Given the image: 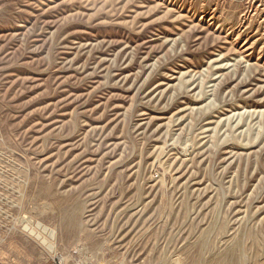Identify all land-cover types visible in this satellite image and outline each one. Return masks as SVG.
Segmentation results:
<instances>
[{
  "label": "rangeland",
  "instance_id": "374dc122",
  "mask_svg": "<svg viewBox=\"0 0 264 264\" xmlns=\"http://www.w3.org/2000/svg\"><path fill=\"white\" fill-rule=\"evenodd\" d=\"M236 245L264 264V0H0V264Z\"/></svg>",
  "mask_w": 264,
  "mask_h": 264
},
{
  "label": "bare ground",
  "instance_id": "6f19581e",
  "mask_svg": "<svg viewBox=\"0 0 264 264\" xmlns=\"http://www.w3.org/2000/svg\"><path fill=\"white\" fill-rule=\"evenodd\" d=\"M238 249H241V246L240 245H236L234 248H233V250L231 251L232 253H229V252H225V253H218L217 255H215V260L217 259L218 261H223V260H227L228 261V263H229V260H230V258H228L229 256H231V254H232V258H231V261L232 262H230V264H246L245 263V259L243 260V259H241L240 258V260H238L237 261V258L235 257L237 254H238ZM230 254V255H229ZM229 259V260H228ZM204 259L202 258V261H203ZM208 260V259H207ZM202 261H199L198 263H196V264H202ZM205 261V260H204ZM197 262V261H196ZM214 262V261H213ZM215 263V262H214ZM217 263V262H216ZM221 264V263H220ZM262 264V263H261Z\"/></svg>",
  "mask_w": 264,
  "mask_h": 264
},
{
  "label": "built area",
  "instance_id": "2783aa9c",
  "mask_svg": "<svg viewBox=\"0 0 264 264\" xmlns=\"http://www.w3.org/2000/svg\"><path fill=\"white\" fill-rule=\"evenodd\" d=\"M55 264H66V260L63 257H56L54 259ZM86 264H94V263H86Z\"/></svg>",
  "mask_w": 264,
  "mask_h": 264
}]
</instances>
